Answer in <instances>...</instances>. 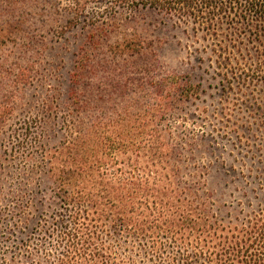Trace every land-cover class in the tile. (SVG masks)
<instances>
[{
    "label": "rangeland",
    "instance_id": "1",
    "mask_svg": "<svg viewBox=\"0 0 264 264\" xmlns=\"http://www.w3.org/2000/svg\"><path fill=\"white\" fill-rule=\"evenodd\" d=\"M117 1L0 0V264H51L62 223L85 238L109 215L134 264H264L257 22L212 36Z\"/></svg>",
    "mask_w": 264,
    "mask_h": 264
},
{
    "label": "trees",
    "instance_id": "2",
    "mask_svg": "<svg viewBox=\"0 0 264 264\" xmlns=\"http://www.w3.org/2000/svg\"><path fill=\"white\" fill-rule=\"evenodd\" d=\"M117 1V0H116ZM121 4L130 10L138 7L150 8L158 12H166L178 17L179 20L183 18H191L194 23L193 30L206 31V34L217 35L214 30L215 20L217 18L226 19V23L230 28H234L233 24L236 19L243 21L247 25L250 22H257L254 28L249 31L252 36V42L257 43L264 50L262 37L264 36V0H118ZM117 1V2H118ZM252 20V21H251ZM227 43L223 46L222 54L224 60L229 61V53L232 50H238L237 42H233L227 35ZM225 55V56H224ZM263 66V64H261ZM226 77V75H224ZM16 82H20L22 75L19 73L15 76ZM225 79V78H224ZM187 93H191L187 91ZM6 115V113H5ZM4 114L0 113V122L5 118ZM151 149L154 153H161L167 151L165 146L156 142L154 134H147ZM154 139V141H153ZM156 142V144H155ZM166 152V154H167ZM169 154V153H168ZM167 154V155H168ZM172 158V157H170ZM57 197L64 203L65 206H72L77 209V213L83 211V204L85 202L94 203V201L81 194L80 196H71L69 191L61 184L58 186ZM188 195L195 194L188 190ZM117 198V197H116ZM202 207L206 205L205 202L200 204ZM72 210L76 212V210ZM79 211V212H78ZM102 216L108 224V230H97L83 238L79 235L70 223H62L59 234L58 244L61 250L55 256L56 260L51 264H134L131 260L124 257L119 244L115 240L116 233L122 235L125 232L124 222L128 221L119 216L110 217ZM131 220V219H130ZM110 224V226H109ZM258 240V249H264V227ZM29 258V257H28ZM171 264H182L177 259L171 258ZM27 264H40L35 260H26ZM184 263V262H183ZM24 264V263H22ZM44 264V263H41Z\"/></svg>",
    "mask_w": 264,
    "mask_h": 264
}]
</instances>
